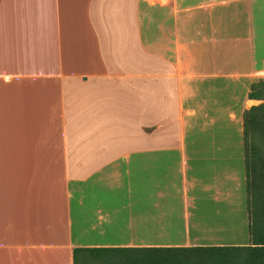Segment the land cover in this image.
Returning a JSON list of instances; mask_svg holds the SVG:
<instances>
[{"label":"crops","instance_id":"crops-1","mask_svg":"<svg viewBox=\"0 0 264 264\" xmlns=\"http://www.w3.org/2000/svg\"><path fill=\"white\" fill-rule=\"evenodd\" d=\"M261 80L264 0H0V264L210 246L192 210L240 199Z\"/></svg>","mask_w":264,"mask_h":264},{"label":"trees","instance_id":"trees-1","mask_svg":"<svg viewBox=\"0 0 264 264\" xmlns=\"http://www.w3.org/2000/svg\"><path fill=\"white\" fill-rule=\"evenodd\" d=\"M249 97L263 103L247 110L243 119L248 244L77 248L74 264H264V81L253 84Z\"/></svg>","mask_w":264,"mask_h":264},{"label":"rangeland","instance_id":"rangeland-1","mask_svg":"<svg viewBox=\"0 0 264 264\" xmlns=\"http://www.w3.org/2000/svg\"><path fill=\"white\" fill-rule=\"evenodd\" d=\"M197 127L189 122V142L210 143L219 142V135L204 136L199 134ZM231 132H235L234 127L230 128ZM207 131H210L208 129ZM206 131V132H207ZM242 136V135H241ZM214 138V139H213ZM243 138L239 134H231L228 136V142L237 145ZM239 145V144H238ZM242 151H244V146ZM244 164V163H243ZM243 172L245 168H242ZM74 212L76 215V199L73 200ZM227 203L208 204L200 206L192 210L189 236L194 243L204 245H246L250 242L249 233V213L247 205L246 185L243 186L240 199L236 198V206L231 209ZM232 211V212H231ZM89 224L75 218V238L83 242H91L98 237L97 233L89 230Z\"/></svg>","mask_w":264,"mask_h":264}]
</instances>
